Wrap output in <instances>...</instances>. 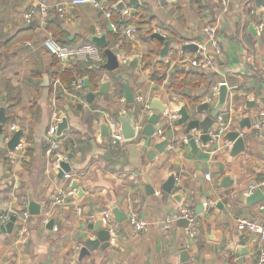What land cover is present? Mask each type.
<instances>
[{"label":"crops","instance_id":"obj_1","mask_svg":"<svg viewBox=\"0 0 264 264\" xmlns=\"http://www.w3.org/2000/svg\"><path fill=\"white\" fill-rule=\"evenodd\" d=\"M42 1L0 0V111L4 109L7 118L0 135V264H78V251L87 239L96 237L89 225L107 211L115 207L123 211L134 201L149 223L148 231L134 235L127 221L119 224L113 215L105 225L114 230L110 248L92 252L81 264H264L261 245L237 231L239 218L264 224V202L247 205L243 197L249 185L264 178V126L257 138L255 125L240 131L246 150L235 157L226 139L228 132L239 131L235 125L239 119L264 117V36L250 29L253 25L256 31V25L264 24L259 0H229L226 9L208 0H139L135 9L123 0L129 15L115 6L108 19L104 12L86 5L71 8L67 22L58 19L54 6L69 0H47L49 15L38 14L28 26L26 12ZM118 18L127 24L120 26ZM209 24L217 27L222 54L216 58L217 71L206 74L187 63L197 58L199 50L182 48L194 44L199 49L205 40L203 29ZM113 25L130 36L116 34ZM104 33L106 48L117 52L122 81L133 91L135 105L125 103L117 72L102 68L107 59L101 68L96 64L62 66L43 46L50 34L61 44L76 47ZM156 33L170 43L166 60L160 56L164 43L153 38ZM136 57L137 69L131 71L128 65ZM82 68L96 69L95 82L89 88L85 85L82 93H74L78 94L74 99L64 94L61 85L71 84L63 80L70 75L88 79L78 74ZM188 74L203 75L205 81H193L186 78ZM105 82L108 94L101 95ZM223 83L229 89L230 128L223 130L216 146L204 148L198 142L200 150L194 155L185 143V125L177 123L178 112L186 108L192 117L206 115L197 114L196 109ZM88 92L95 95L92 104L87 101ZM155 98L168 107L160 115V130L149 141L139 132L119 158L109 146V137H102L99 121H114V113L124 115L133 109L142 128L153 113L146 107ZM248 102L256 106L247 109ZM57 116L68 119V130L60 139L71 156L73 179L67 186L66 204L51 212L55 225L50 230L42 218L61 183L44 139ZM12 126L23 131V146L13 152L6 140ZM165 139L171 140L170 147L149 160L154 145ZM173 174L176 184L168 194L163 186ZM73 183L76 188L72 190ZM149 186L154 195L147 194ZM30 197L43 204L42 214L30 215L31 236L22 245L17 239L18 225L12 234L4 233L2 217L20 212ZM204 203L214 206L204 208ZM180 205L190 206L200 218L193 240L177 222L167 235L162 232L163 221L175 215ZM79 208L83 215H78Z\"/></svg>","mask_w":264,"mask_h":264},{"label":"built area","instance_id":"obj_2","mask_svg":"<svg viewBox=\"0 0 264 264\" xmlns=\"http://www.w3.org/2000/svg\"><path fill=\"white\" fill-rule=\"evenodd\" d=\"M162 1V0H160ZM217 3L222 9H226L229 5V0H208ZM123 0H69L66 3L57 4L54 6V10L57 13L58 19L62 22H67L68 14L71 8L78 6L90 5L102 12L105 13L106 17L110 19L113 13V7L123 3ZM109 5V8H108ZM51 10V6L47 0H43L39 5L30 8L25 14V21L28 26H31L34 22L35 17L39 14L42 16H48ZM123 15H129V10H122ZM113 29L118 35H127L130 36L129 31H123L118 26L113 25ZM257 36H264V24L256 25ZM203 36L205 38L204 42L199 46L198 56L196 59H191L187 63L199 73L211 74L217 71V60L218 56L222 54V45L220 44L218 30L214 25H208L203 29ZM44 49L51 56L56 58L62 66L67 65H77L85 64L92 65L98 64L103 65L106 61V58L101 51V49L92 44L87 43L76 47H68L61 44L57 41L51 34L48 39L43 44ZM126 65L127 62L122 63ZM85 80L86 78H78L71 82L67 87L62 86V90L65 95L72 96L74 99H78V94L82 93L85 90ZM221 85H217L213 89V95L210 97L206 103L213 107L218 99L219 89ZM70 89V93H69ZM147 111H150L149 106L146 107ZM174 119H177V115H172ZM206 115L201 116L203 119ZM63 117L57 116L53 118L50 132L44 139V143L47 147V155L53 161V165L58 172L61 169V163L69 162V153L63 145V141L60 138H56V133L58 131V126L62 122ZM220 121V119L218 120ZM109 126V146L111 150L119 157L123 158L126 152V148L129 142L132 140H126L123 138L120 133V124L116 121L110 120L107 122ZM264 124L257 123L255 124L256 129V138L260 137V130L263 128ZM141 128H138V131ZM17 130L16 126H12L9 129V133L6 135V140L10 141L12 134ZM223 130L220 133L215 134L213 137L219 140ZM243 136V135H241ZM137 138V137H136ZM135 138V139H136ZM22 144H19L16 149L22 148ZM231 146L227 147L230 151ZM208 181L211 180V175L207 174L205 177ZM73 175L71 173H64L62 179L58 182L61 185L55 190L53 200L49 206V211L43 215L42 222L47 225L50 222L51 212L63 205L66 204L67 197L69 195V190L67 186L71 183ZM257 190H264V178L258 183H253L244 191L243 197L248 198ZM204 208H209L214 206V203H204ZM127 215V224L130 230L134 235L146 233L149 228V223L141 215L138 201L131 202L125 209ZM78 215H83V209L79 208L77 210ZM13 216H16V224L18 225L17 229V239L22 244L25 245L31 236V232L28 227V219L30 214L28 211V202L24 201L23 208L20 212L14 213ZM11 215H6L2 217L3 224H7L11 220ZM113 218L112 211H107L103 214L102 222L104 225H109L111 219ZM181 219H186L188 221V227L185 229L188 239L193 240L197 236L198 228L200 225V218L194 212V210L188 205H180L178 211L175 215L166 218L162 223V232L167 235L172 226ZM110 229V228H109ZM237 231L240 233L241 237L248 238L253 244L261 245L260 250V262H264V224L258 221H250L248 218H239L237 220ZM111 234L114 233L113 229H110ZM114 239H112L113 241ZM81 250V249H80ZM80 252V251H78ZM79 254V253H78Z\"/></svg>","mask_w":264,"mask_h":264},{"label":"water","instance_id":"obj_3","mask_svg":"<svg viewBox=\"0 0 264 264\" xmlns=\"http://www.w3.org/2000/svg\"><path fill=\"white\" fill-rule=\"evenodd\" d=\"M139 0H128L127 4L132 5L135 9L139 6ZM258 8L264 7V0L258 1ZM126 7V3H120L117 5V10H123ZM135 11H132L133 16ZM251 31H253L254 35H257V32L254 30V26H251ZM153 38L159 40L164 43V47L161 52V59L166 60L168 58V53L170 50V43L165 41V38L160 34L156 33L153 35ZM91 42L98 46L100 49H105L104 54L107 59V63L102 66L105 70L110 73L117 72L115 78L121 81V84L124 87V98L125 103L127 105H135L136 99L133 91L130 89L128 82L122 81V75L119 72L121 68V63L118 60L117 52L114 50L106 49L108 43L106 38V33H104L101 37L92 36ZM183 50L187 51H198V46L194 44L185 45ZM139 63V58L136 57L134 60L129 63L128 67L131 71H135L137 69ZM97 68H101V65L96 64ZM86 87H90L88 79L85 80ZM101 95L108 94V84L105 82L102 85V88L99 92ZM86 98L88 103H93L95 99V95L92 92H88L86 94ZM229 101V89L227 85H221L219 89L218 99L216 104L213 107H210L208 103L201 104L197 109L196 113H207L206 116L202 118L192 117L186 108L180 109L178 115L180 119H178L177 123L179 125H185V134H186V145L190 147L192 153L196 155L200 150L198 142L202 144L204 148L209 147L210 145L216 146L218 144V140L213 136L217 133H220L223 128H230V118L231 114L226 112L228 108ZM256 106L254 102H248L247 109H251ZM81 108V107H80ZM149 109L152 113L150 117L146 120V125L138 131L140 125L136 122V113L133 109L129 110L124 115H120L118 112L114 113L113 119L117 123L120 124V133L123 138L126 140H132L140 134L144 137L145 141L151 140L154 135L160 130L158 122L160 120V115L164 114L168 107L163 105L159 99L155 98L149 105ZM138 118V117H137ZM220 119V121H218ZM108 121L100 120L99 127L101 130L102 137H109V126ZM264 122V117H256L255 119L251 117H246L239 119L235 125H237L239 131H230L226 135V139L229 143H232V148L230 150V155L235 157L240 153L246 150V139L241 136L240 131L244 129H251L253 125L257 123ZM7 123V118L5 116V111L2 109L0 111V135L3 132V125ZM68 119L63 118L62 122L58 126V131L56 133V138H61L63 133L68 130ZM235 127V128H237ZM23 137V131H15L12 135L11 140L7 143V149L9 151H15L19 144H21V138ZM171 140L165 139L164 141L155 144L153 149L149 152L148 158L149 160H153L158 154L162 155L165 150L170 147ZM69 158H71L69 153ZM72 168L70 163H61V169L58 171V180L62 179L64 173H71ZM228 181V180H227ZM176 184V176L173 174L169 177L166 183L163 186V191L172 194L174 191ZM76 184H72L71 189H75ZM148 195H154L155 191L146 187ZM264 202V190H257L251 196L246 198L247 205H256ZM42 206L43 204L36 203L32 197H30V202L28 204V211L31 216H40L42 214ZM114 215V219L117 223L122 224L127 221V215L125 210L121 211L119 208L115 207L112 210ZM2 215V214H0ZM16 216H12L9 223L2 225L1 230L4 233L12 234L14 230V226L16 223ZM177 224L182 226L184 229L188 227V221L186 219H181L177 221ZM55 221L51 220L47 225V228L52 230L54 228ZM89 230L93 232L96 237L94 239H87L84 243V246L81 248L78 255V264H81L86 257H89L92 252L101 250L106 251L110 248L111 242V232L108 227L104 225L102 220H98L94 224L89 225Z\"/></svg>","mask_w":264,"mask_h":264},{"label":"trees","instance_id":"obj_4","mask_svg":"<svg viewBox=\"0 0 264 264\" xmlns=\"http://www.w3.org/2000/svg\"><path fill=\"white\" fill-rule=\"evenodd\" d=\"M114 20H115V19H114ZM116 22H118V24H119L120 26H123V25H126V24H127L125 21H121L120 18H118V19L116 20ZM106 49H107V48H106ZM101 51H102L103 54H104L105 49H101ZM104 56H105V54H104ZM93 70H96V69L89 70V69H86V68H82V69H79V72H78V74H79L80 76H86V77H88V81H89L90 87L93 86V84H94V82H95V77H96V76L93 74ZM62 78H63V77H62ZM186 78H191L193 81H197V82H203V81H205V76H203V75L195 77V76H193L192 74H188V75L186 76ZM65 79H67V82H68V83H71V81L74 80L75 77H74L73 75H70L69 78H63V80H65ZM116 80H117V79H116ZM117 81H119V80H117ZM187 84H188V83H186V85H187Z\"/></svg>","mask_w":264,"mask_h":264}]
</instances>
